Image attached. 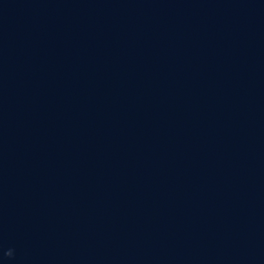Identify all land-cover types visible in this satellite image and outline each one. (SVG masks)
I'll return each mask as SVG.
<instances>
[{
	"label": "water",
	"instance_id": "obj_1",
	"mask_svg": "<svg viewBox=\"0 0 264 264\" xmlns=\"http://www.w3.org/2000/svg\"><path fill=\"white\" fill-rule=\"evenodd\" d=\"M0 264H264V0H0Z\"/></svg>",
	"mask_w": 264,
	"mask_h": 264
}]
</instances>
